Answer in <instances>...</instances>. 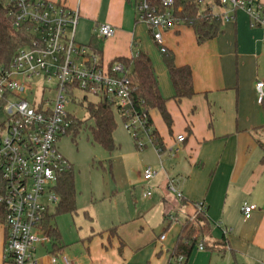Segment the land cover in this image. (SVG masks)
<instances>
[{
	"label": "crops",
	"instance_id": "0c3cea01",
	"mask_svg": "<svg viewBox=\"0 0 264 264\" xmlns=\"http://www.w3.org/2000/svg\"><path fill=\"white\" fill-rule=\"evenodd\" d=\"M50 1L78 10L77 24L90 31V39L99 24L114 28L101 39L103 62L145 53L166 108L180 123L170 130L155 126L164 148L160 154L154 148L156 159L149 166L156 174L146 182L159 196L154 212L123 219L112 232L100 233L86 264H175L172 250L180 227L194 216L198 202L203 203L216 245L199 249L198 239L183 264H264V148L257 143L259 138L264 144V132H254L264 125V100L257 102L254 88L256 80L264 79V27L250 26L242 8L220 6L215 12L233 18L223 19L212 39L197 43L192 28L182 24L165 30L164 46L172 51L175 64L191 69L193 94L176 103L168 70L149 26L137 19L134 0ZM170 179L180 198L167 189ZM246 203L256 206L248 218L242 213ZM223 236L227 242L220 251ZM5 239L0 223V264H12L4 257ZM50 244L36 246L39 264H51ZM55 264H64L59 255Z\"/></svg>",
	"mask_w": 264,
	"mask_h": 264
},
{
	"label": "built area",
	"instance_id": "2783aa9c",
	"mask_svg": "<svg viewBox=\"0 0 264 264\" xmlns=\"http://www.w3.org/2000/svg\"><path fill=\"white\" fill-rule=\"evenodd\" d=\"M157 1V2H156ZM134 0L137 19L145 22L154 42L164 48L163 32L182 24L174 13V0ZM202 1V0H199ZM13 25L23 22L33 25L35 39L32 46L19 48L6 66H0V206L3 209V226L6 230L4 257L12 264H39L34 255L37 245L50 242L42 222L50 204L59 197L55 186L59 175L70 168V162L60 152L57 141L70 131L72 124L67 105L75 101V92L83 91L104 98L112 110L125 119L127 128L136 126L148 130V110L134 108L130 92L132 81L119 61L103 62L100 54L87 44L74 39L78 10L50 0H6ZM242 8L249 17L250 26L264 27L262 0H220L212 4L213 14L223 19L230 14L215 12V7ZM114 28L99 24L95 35L106 38ZM45 81L47 85L42 84ZM257 102L264 100V79L254 84ZM45 90L53 93L44 96ZM85 97V95H83ZM176 139L180 141L182 135ZM160 154L163 149L155 146ZM177 151V148H169ZM148 182L156 171L149 165L141 172ZM167 189L174 188L173 181ZM145 197L151 195L146 185ZM202 205L196 203V208ZM254 204H243L244 218L250 216ZM172 220L173 216L168 215ZM160 235V239L164 238ZM199 249L203 245L198 244ZM57 256L49 255L55 264ZM64 264H72L65 256ZM176 264H183L178 256ZM263 264V263H259Z\"/></svg>",
	"mask_w": 264,
	"mask_h": 264
},
{
	"label": "rangeland",
	"instance_id": "374dc122",
	"mask_svg": "<svg viewBox=\"0 0 264 264\" xmlns=\"http://www.w3.org/2000/svg\"><path fill=\"white\" fill-rule=\"evenodd\" d=\"M211 1L202 0L201 5ZM74 39L79 43L90 40V31L85 32L81 22L76 26ZM41 82L47 85L45 81ZM44 96L52 98L53 93L45 90ZM75 96V101L66 108L71 115L82 121V126L74 136L67 133L57 141L60 152L73 167L74 210L56 213L55 205L50 204L49 214L55 215L53 222L63 245L59 260L65 256L73 264H86L88 255H93L94 242L100 233L111 230L123 219L138 216L145 211L154 212L159 196L156 195L155 187H152L149 197L143 195L146 180L140 175L142 167L151 165V161L156 159L155 146L149 137L150 127L149 130L140 126L127 128L125 119L113 110L115 128L112 138L115 147L109 151L94 142L90 133L93 120L88 118L85 105L88 101H96L97 96L80 90L75 92ZM148 112L152 127L164 126L167 129L155 109H149ZM172 120V129L180 126L174 117ZM148 217L152 219V213ZM40 264H45V261Z\"/></svg>",
	"mask_w": 264,
	"mask_h": 264
},
{
	"label": "trees",
	"instance_id": "16d2710c",
	"mask_svg": "<svg viewBox=\"0 0 264 264\" xmlns=\"http://www.w3.org/2000/svg\"><path fill=\"white\" fill-rule=\"evenodd\" d=\"M156 1V0H155ZM157 2V1H156ZM199 0H174V13L181 20L182 25L191 27L197 43H202L212 39L222 28L221 16L213 14L212 4L219 5L220 0H212L211 3H204ZM8 4L6 0H0V66H6L12 55L21 47L32 46L35 39L33 25L30 22H23L18 26L13 25V18L8 14ZM101 39L95 34L92 35L88 46L100 54ZM164 62L169 77L174 88V101L179 103L182 98L190 97L193 94L191 69L188 65L177 66L174 62V55L171 50L166 47L162 48L156 43ZM114 61H119L124 66L126 74L132 81V90L130 97L134 108L141 112L143 110L156 109L167 128L170 130L172 118L166 108L165 99L160 95L156 78L153 73V67L149 57L138 52L130 57H120ZM85 99V97H83ZM88 118L93 120L90 126L91 137L94 142L98 143L107 150L115 147L112 138V132L115 128L113 118V110L111 105L104 98H97L96 101H88L85 105ZM72 124L70 131L74 136L78 129L82 126L74 115H70ZM152 119L148 112L146 125L150 127L149 137L153 146L161 147L163 143L161 137L155 127L151 126ZM264 132V125L255 129L254 132ZM182 135V134H181ZM258 145L264 148L263 141L257 139ZM261 161L264 162V154ZM73 167L63 171L58 178L55 186L56 193L59 197L55 204L56 213L74 210V186H73ZM202 206L197 209L194 216L186 219L181 225L177 241L172 250V256L175 264L178 256H182L183 260L188 256L194 245L201 240L203 248L212 249L216 245V241L211 236V223L205 214L203 203L198 202ZM54 214H49V210L43 218L42 227L50 236L51 252L58 256L61 254L63 245L60 243V233L55 226ZM3 222V209L0 206V223ZM5 229V228H4ZM112 232V230H110ZM6 232V230H5ZM226 238L223 236L219 239L220 251L226 245Z\"/></svg>",
	"mask_w": 264,
	"mask_h": 264
}]
</instances>
